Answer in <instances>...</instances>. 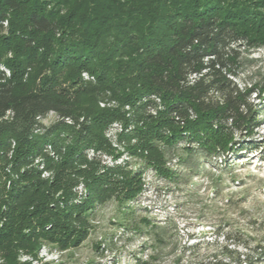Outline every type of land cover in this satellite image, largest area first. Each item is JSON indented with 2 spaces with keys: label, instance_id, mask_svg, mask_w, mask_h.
<instances>
[{
  "label": "trees",
  "instance_id": "trees-1",
  "mask_svg": "<svg viewBox=\"0 0 264 264\" xmlns=\"http://www.w3.org/2000/svg\"><path fill=\"white\" fill-rule=\"evenodd\" d=\"M241 46H264V0H0V264L80 245L95 206L127 207L145 168L174 178L164 155L180 142L225 163L264 156L253 101L264 83H238ZM112 123L121 152L105 136ZM123 152L145 167L101 159ZM241 246L221 252L264 261V245Z\"/></svg>",
  "mask_w": 264,
  "mask_h": 264
},
{
  "label": "rangeland",
  "instance_id": "rangeland-1",
  "mask_svg": "<svg viewBox=\"0 0 264 264\" xmlns=\"http://www.w3.org/2000/svg\"><path fill=\"white\" fill-rule=\"evenodd\" d=\"M239 62L238 83H264V46H241ZM253 101L261 114L255 137L264 140V95ZM99 104L104 106V102ZM124 109L129 110L127 106ZM54 120L55 114L49 112L41 122L48 125ZM113 124L105 136L112 148L121 152L117 135L122 129L120 123L118 128ZM183 146L180 142L164 155L174 178L145 168L144 189L127 207L113 199L98 204L80 245L61 250L44 243L38 249L39 262L33 260V264H232L222 248L244 253V243L264 245V156L258 151L241 153L225 163L194 150L188 154ZM88 152L92 156V150ZM47 154L57 159L55 153ZM101 159L108 165L126 161L133 170L145 167L143 159L126 152L116 159L101 154ZM34 164L38 169L44 166L41 158ZM40 170L42 178H52L51 170ZM75 190L80 194L83 185ZM192 244L197 247L192 249ZM26 259L30 258L20 255L21 261Z\"/></svg>",
  "mask_w": 264,
  "mask_h": 264
},
{
  "label": "built area",
  "instance_id": "built-area-1",
  "mask_svg": "<svg viewBox=\"0 0 264 264\" xmlns=\"http://www.w3.org/2000/svg\"><path fill=\"white\" fill-rule=\"evenodd\" d=\"M84 76H85V78H88V76H87L86 74H85ZM113 127L118 128V127H120V126H119L118 123H114V124H113ZM40 169H43L42 166L40 167Z\"/></svg>",
  "mask_w": 264,
  "mask_h": 264
}]
</instances>
